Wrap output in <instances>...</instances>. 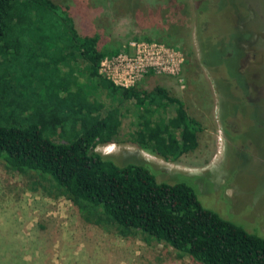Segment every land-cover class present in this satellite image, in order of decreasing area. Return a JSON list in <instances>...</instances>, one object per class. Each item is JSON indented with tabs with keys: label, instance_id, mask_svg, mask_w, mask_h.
Masks as SVG:
<instances>
[{
	"label": "trees",
	"instance_id": "1",
	"mask_svg": "<svg viewBox=\"0 0 264 264\" xmlns=\"http://www.w3.org/2000/svg\"><path fill=\"white\" fill-rule=\"evenodd\" d=\"M202 3L206 0H195L199 11L204 10ZM123 20L127 22L126 17L113 20L111 35L81 36L68 14L50 0H0L2 166L28 175L48 196L65 198L85 223L101 230L120 237L139 234L193 264H264V235L205 208L210 205L189 180L158 183L143 159L129 156L118 162L95 151L97 144L111 143L123 126L131 137L128 142L174 161L196 147L200 130L183 104L157 86L177 78L149 72L145 82L153 89L144 92L115 87L97 74L102 58L124 51L129 41L160 42L139 37ZM198 27L205 30L207 25ZM203 35L201 63L215 74L221 89L229 88L227 71L236 72L232 64L239 50L216 42L217 35L215 40L214 35ZM206 50L209 53L203 54ZM54 62L63 70L55 73ZM75 65L83 69L88 90L97 86L106 91L110 104L91 100L90 92L77 84ZM237 77L246 87V76ZM121 97L124 110L117 105ZM226 118L221 122L231 136L239 126L229 117L235 127H228Z\"/></svg>",
	"mask_w": 264,
	"mask_h": 264
},
{
	"label": "rangeland",
	"instance_id": "2",
	"mask_svg": "<svg viewBox=\"0 0 264 264\" xmlns=\"http://www.w3.org/2000/svg\"><path fill=\"white\" fill-rule=\"evenodd\" d=\"M50 1L68 14L81 36L111 35L113 20L126 17L123 25H133L139 37L169 44L184 57L180 81L166 78L157 86L178 99L199 124L196 147L165 161L128 142L131 137L121 126L111 143L97 144L95 151L118 162L129 156L143 159L158 183L187 179L210 205L203 204L205 208L264 235V0H206L203 11L195 0ZM199 23L207 28L199 30ZM203 33L214 35L213 40L217 35L216 42L239 50L236 60V53L230 57L236 72L227 71L229 88L221 89L215 74L201 63ZM53 65L55 73L63 70L62 65L59 69ZM82 70L73 67L77 84L90 92L91 100L110 104L106 91L97 86L88 90ZM237 74L246 76V87ZM134 85L144 92L153 89L145 77ZM121 98H116L117 105L124 110L126 101ZM221 117H228L230 128L235 121L239 130L230 136ZM32 183L28 175L8 172L0 162V264H193L167 245L146 242L139 234L120 237L85 223L65 198L48 196Z\"/></svg>",
	"mask_w": 264,
	"mask_h": 264
},
{
	"label": "built area",
	"instance_id": "3",
	"mask_svg": "<svg viewBox=\"0 0 264 264\" xmlns=\"http://www.w3.org/2000/svg\"><path fill=\"white\" fill-rule=\"evenodd\" d=\"M184 62L182 53L173 46L161 42L134 40L124 51L102 58L97 73L113 86L129 88L147 73L171 76L179 80Z\"/></svg>",
	"mask_w": 264,
	"mask_h": 264
}]
</instances>
